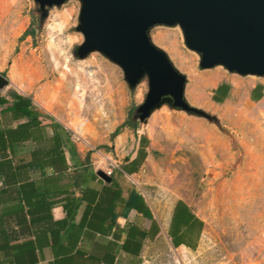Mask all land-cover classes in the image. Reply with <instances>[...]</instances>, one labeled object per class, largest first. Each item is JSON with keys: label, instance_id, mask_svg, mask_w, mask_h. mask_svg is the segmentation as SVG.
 <instances>
[{"label": "rangeland", "instance_id": "obj_1", "mask_svg": "<svg viewBox=\"0 0 264 264\" xmlns=\"http://www.w3.org/2000/svg\"><path fill=\"white\" fill-rule=\"evenodd\" d=\"M37 8L34 0H0V74L8 85L54 113L86 160L109 154L116 128L135 121L155 148L139 184L158 197L186 199L205 221L197 250H175L159 240L140 264H264V97L249 96L264 77L201 68L178 25L155 26L153 42L187 76L188 102L216 120L163 105L140 123L136 108L146 97V81L130 88L122 69L101 53L76 54L83 42L79 2L52 7L43 24ZM223 82L231 83V95L213 103V89Z\"/></svg>", "mask_w": 264, "mask_h": 264}, {"label": "crops", "instance_id": "obj_2", "mask_svg": "<svg viewBox=\"0 0 264 264\" xmlns=\"http://www.w3.org/2000/svg\"><path fill=\"white\" fill-rule=\"evenodd\" d=\"M230 90L219 84L211 101ZM249 96L262 100L264 83ZM53 114L26 91L0 89V264H140L159 240L200 247L206 224L191 204L139 184L155 150L147 133L125 127L109 154L86 160ZM108 169L110 181L97 174Z\"/></svg>", "mask_w": 264, "mask_h": 264}, {"label": "water", "instance_id": "obj_3", "mask_svg": "<svg viewBox=\"0 0 264 264\" xmlns=\"http://www.w3.org/2000/svg\"><path fill=\"white\" fill-rule=\"evenodd\" d=\"M66 1L34 0L40 23L52 7ZM77 1V30L83 42L76 54L83 59L101 53L122 69L130 88L146 81V97L136 108L140 123L146 124L163 105L216 120L188 102L187 76L153 42L150 31L155 26L178 25L201 68L222 66L240 76L264 77V0ZM6 85L8 79L0 74V89ZM97 174L111 180L103 170Z\"/></svg>", "mask_w": 264, "mask_h": 264}, {"label": "trees", "instance_id": "obj_4", "mask_svg": "<svg viewBox=\"0 0 264 264\" xmlns=\"http://www.w3.org/2000/svg\"><path fill=\"white\" fill-rule=\"evenodd\" d=\"M29 33V32H27ZM219 89V87H218ZM228 89H229V86L228 85H225L224 88L222 89V93L226 94L228 92ZM214 100L220 102L221 100L219 98H214ZM60 126V125H59ZM125 126H128L130 128H133V129H137V123L131 119H128L127 121H125L122 125H120L119 127L116 128V130L113 132L112 134V137H115L117 134L120 133L121 129ZM66 132L68 133V139H71L70 138V131L65 129Z\"/></svg>", "mask_w": 264, "mask_h": 264}, {"label": "bare ground", "instance_id": "obj_5", "mask_svg": "<svg viewBox=\"0 0 264 264\" xmlns=\"http://www.w3.org/2000/svg\"><path fill=\"white\" fill-rule=\"evenodd\" d=\"M14 68V67H13ZM86 74H90L88 71L86 72ZM92 77V76H91ZM85 123H86V120L85 119H83V120H80L78 123H77V125H76V129H77V131H81L82 129H83V126L85 125ZM121 137V136H120ZM120 139V138H119Z\"/></svg>", "mask_w": 264, "mask_h": 264}, {"label": "built area", "instance_id": "obj_6", "mask_svg": "<svg viewBox=\"0 0 264 264\" xmlns=\"http://www.w3.org/2000/svg\"><path fill=\"white\" fill-rule=\"evenodd\" d=\"M105 172H106V174H108V175L111 174V170H110V169L106 170Z\"/></svg>", "mask_w": 264, "mask_h": 264}]
</instances>
